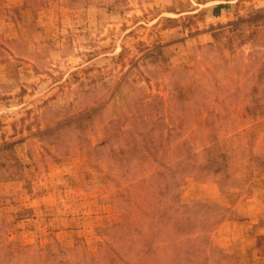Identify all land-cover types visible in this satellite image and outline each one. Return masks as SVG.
<instances>
[{
    "label": "rangeland",
    "instance_id": "374dc122",
    "mask_svg": "<svg viewBox=\"0 0 264 264\" xmlns=\"http://www.w3.org/2000/svg\"><path fill=\"white\" fill-rule=\"evenodd\" d=\"M262 96L264 0H0V264H264Z\"/></svg>",
    "mask_w": 264,
    "mask_h": 264
},
{
    "label": "trees",
    "instance_id": "16d2710c",
    "mask_svg": "<svg viewBox=\"0 0 264 264\" xmlns=\"http://www.w3.org/2000/svg\"><path fill=\"white\" fill-rule=\"evenodd\" d=\"M223 7V5L218 6L217 8ZM256 99V109L257 111H260V114L257 115V112L254 111L253 109H249L246 107L245 110V116L244 117H248L250 119V121L253 122V125L259 126V121L262 117H264V96L259 97V98H255ZM241 118H243V115L241 116ZM214 159L211 163H222L223 167H227L228 166V162H227V157L224 155H216L214 156Z\"/></svg>",
    "mask_w": 264,
    "mask_h": 264
},
{
    "label": "crops",
    "instance_id": "0c3cea01",
    "mask_svg": "<svg viewBox=\"0 0 264 264\" xmlns=\"http://www.w3.org/2000/svg\"><path fill=\"white\" fill-rule=\"evenodd\" d=\"M254 222H255V223H257V222L259 223V220H255Z\"/></svg>",
    "mask_w": 264,
    "mask_h": 264
}]
</instances>
